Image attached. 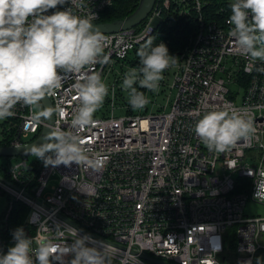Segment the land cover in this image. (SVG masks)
Returning a JSON list of instances; mask_svg holds the SVG:
<instances>
[{"label":"built area","instance_id":"built-area-1","mask_svg":"<svg viewBox=\"0 0 264 264\" xmlns=\"http://www.w3.org/2000/svg\"><path fill=\"white\" fill-rule=\"evenodd\" d=\"M115 1L83 0L82 9L72 10L95 24ZM232 2L156 0L140 24L101 33L104 59L84 71L100 73L109 92L80 133L95 164L45 167L42 160L24 157L7 168L0 165L6 177L0 176L14 184L0 178V190L9 196L0 220V255L15 244L6 231L20 202L29 208L25 234L50 239L54 252L63 253L78 231L107 246L114 253L111 264H158L145 255L169 264H256L257 257L264 264V216L244 214L248 201L264 204L253 198L254 180L264 171V73L256 70L264 63L238 54L227 22ZM179 20L193 22L188 40L179 52L169 51L176 64L163 72L157 92L134 85L149 100L134 110L121 87L124 74L141 66L137 51L144 43H167L153 37ZM78 76L65 73L62 86L47 95L55 110L52 127L68 130L79 104ZM231 83L244 89L240 103ZM160 96L164 102L158 104ZM118 108L125 113L116 115ZM210 108L244 110L254 133L223 153L210 152L194 132L196 112ZM13 111L0 120L2 140H8L0 145L21 147L39 136L45 112L38 116L34 105L22 103ZM54 176L59 182L50 187Z\"/></svg>","mask_w":264,"mask_h":264},{"label":"clouds","instance_id":"clouds-1","mask_svg":"<svg viewBox=\"0 0 264 264\" xmlns=\"http://www.w3.org/2000/svg\"><path fill=\"white\" fill-rule=\"evenodd\" d=\"M66 3L70 7L45 14ZM72 6L82 9L85 5L83 0H0V120L13 116L18 103L38 105L62 86L65 73L79 74L74 85L79 104L68 130L54 126L42 143L28 150L45 167L95 164L80 133L92 123L109 92L100 73L84 71L104 59L105 37ZM230 8L229 35L235 38L238 54L264 63V0H233ZM137 55L141 66L128 69L121 85L134 110L149 103L134 85L157 92L163 72L176 64V57L162 42L153 46L148 40ZM256 70L264 73V67ZM196 116L194 132L210 152L223 153L241 139H250L255 131L242 109L210 108L197 111ZM254 184L253 198L264 200V171ZM12 238L15 244L0 255V264H34L33 257L35 264H111L114 255L102 242L78 231L63 253L54 252L56 246L50 239L27 236L22 226L13 231ZM256 264H261L259 257Z\"/></svg>","mask_w":264,"mask_h":264},{"label":"trees","instance_id":"trees-1","mask_svg":"<svg viewBox=\"0 0 264 264\" xmlns=\"http://www.w3.org/2000/svg\"><path fill=\"white\" fill-rule=\"evenodd\" d=\"M140 0H116L109 6L102 14L98 22H109L119 18H125L131 15L138 7ZM193 22H186L185 20L176 21L169 30L159 34L157 31L153 39L164 38L167 40L166 46L170 52L177 53L182 49L189 37ZM0 144H8V140H1ZM0 175L6 177V171L0 166ZM29 212V208L20 202H16L10 212L8 219V234H12L18 227H23L25 219ZM4 215V214H3ZM3 217V216H2Z\"/></svg>","mask_w":264,"mask_h":264},{"label":"water","instance_id":"water-1","mask_svg":"<svg viewBox=\"0 0 264 264\" xmlns=\"http://www.w3.org/2000/svg\"><path fill=\"white\" fill-rule=\"evenodd\" d=\"M156 0H140L139 5L137 9L129 16L125 18H119L115 19L113 21L109 22H99L93 24L94 30H98L100 33H109V32H116L120 31L121 29H127L130 27H134L135 25L141 23L150 13V11L153 8V5ZM41 105H43L44 112L47 114L45 116V124L42 126L41 132L39 136L34 139L32 142L23 145L21 147H12V146H3L0 145V156H24L28 155V150L33 144H38L43 142V138L49 133V131L52 128V125L54 124L55 121V112H54V107L47 95H45L41 99ZM0 178L7 183L12 184L9 182L7 179L3 178L0 176ZM146 259L151 260L153 262H156L158 264H169L166 262H163L161 260L152 258L150 256L145 255L144 256ZM264 261V257H263Z\"/></svg>","mask_w":264,"mask_h":264},{"label":"rangeland","instance_id":"rangeland-1","mask_svg":"<svg viewBox=\"0 0 264 264\" xmlns=\"http://www.w3.org/2000/svg\"><path fill=\"white\" fill-rule=\"evenodd\" d=\"M172 82V77H170L169 79V83ZM230 89L235 92V93H238L239 92V95H238V98H237V101L238 103L241 102L242 100V95H243V92H244V89L241 85H238V84H235V83H231L230 84ZM176 90L173 89L172 91V94L171 96L173 97L174 94H175ZM161 102H164V99L162 96H160L158 98V104L161 103ZM157 106H154L153 108V111H156L157 110ZM34 110H35V113L38 115V116H44V110H43V107L41 105V101L39 102L38 105H34ZM125 113V110L123 109H116L115 110V114L116 115H122ZM3 126L1 124V121H0V140L3 139ZM24 157H26L28 159V161H31V160H36L38 162H41L40 159L38 158H35L34 156L32 155H25V156H0V165H2L3 167H8L10 165H13L15 163H17V161H21ZM59 182V178L58 176H54L51 178L50 180V187L53 186V185H57ZM50 189V188H49ZM8 203H9V196L6 192H2L0 190V220L3 216V214L6 212L7 210V207H8ZM244 214L246 217H252V216H257V215H263L264 216V204H261V203H257V202H252L251 200L247 202V204L245 205L244 207ZM233 228H229V232H230V236L229 237V241H231L232 243H235L236 242V234H235V231L233 232Z\"/></svg>","mask_w":264,"mask_h":264},{"label":"bare ground","instance_id":"bare-ground-1","mask_svg":"<svg viewBox=\"0 0 264 264\" xmlns=\"http://www.w3.org/2000/svg\"><path fill=\"white\" fill-rule=\"evenodd\" d=\"M155 2H156V1H155ZM154 4H155V3H154ZM153 6H154V5H153ZM152 9H153V8H152ZM151 11H152V10H151ZM151 11H150V12H151ZM139 24H140V23H139ZM137 25H138V24H137ZM49 99H50V98H49ZM42 106H43V105H42ZM54 112H55V110H54ZM52 126H53V125H52ZM9 247H10V246H9Z\"/></svg>","mask_w":264,"mask_h":264}]
</instances>
